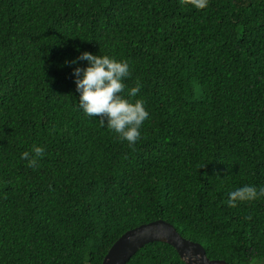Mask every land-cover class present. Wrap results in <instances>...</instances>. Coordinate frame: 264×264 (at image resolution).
<instances>
[{"label":"trees","instance_id":"16d2710c","mask_svg":"<svg viewBox=\"0 0 264 264\" xmlns=\"http://www.w3.org/2000/svg\"><path fill=\"white\" fill-rule=\"evenodd\" d=\"M84 50L128 61L135 144L79 108L65 60ZM244 184L264 185V0H0V264H101L155 219L264 264V196L227 204ZM125 264L185 263L152 241Z\"/></svg>","mask_w":264,"mask_h":264},{"label":"clouds","instance_id":"9594fccd","mask_svg":"<svg viewBox=\"0 0 264 264\" xmlns=\"http://www.w3.org/2000/svg\"><path fill=\"white\" fill-rule=\"evenodd\" d=\"M196 9L205 8L208 0H191ZM86 61L80 66L77 61ZM65 63L76 65L71 69L75 88L79 93V108L86 114H100L101 126H107L115 131L120 138L127 140L130 145L140 137L142 123L150 119L142 99L134 97L140 84L128 89V96L120 95L125 87L122 78L129 74V63L125 59H116L108 55H98L87 50L80 51L78 56ZM106 118V119H105ZM44 153V147L32 145L31 153L28 150L20 153L29 166L36 165L38 158ZM264 196V185L259 187L244 184L227 193V204L235 205L237 202L252 201Z\"/></svg>","mask_w":264,"mask_h":264},{"label":"water","instance_id":"95a60500","mask_svg":"<svg viewBox=\"0 0 264 264\" xmlns=\"http://www.w3.org/2000/svg\"><path fill=\"white\" fill-rule=\"evenodd\" d=\"M152 241L172 246L185 264H227L223 259L208 258L200 243L184 238L163 219L140 224L122 233L109 247L101 264H125L142 245Z\"/></svg>","mask_w":264,"mask_h":264}]
</instances>
